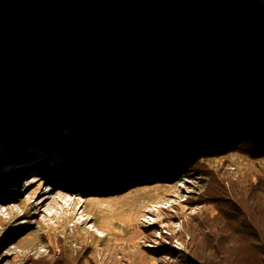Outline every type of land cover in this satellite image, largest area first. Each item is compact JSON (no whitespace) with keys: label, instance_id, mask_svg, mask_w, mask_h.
Listing matches in <instances>:
<instances>
[{"label":"trees","instance_id":"1","mask_svg":"<svg viewBox=\"0 0 264 264\" xmlns=\"http://www.w3.org/2000/svg\"><path fill=\"white\" fill-rule=\"evenodd\" d=\"M249 144L264 158V0H0L7 155L63 149L70 178L94 154L95 193L201 174ZM220 182L195 263L264 264V178Z\"/></svg>","mask_w":264,"mask_h":264},{"label":"rangeland","instance_id":"2","mask_svg":"<svg viewBox=\"0 0 264 264\" xmlns=\"http://www.w3.org/2000/svg\"><path fill=\"white\" fill-rule=\"evenodd\" d=\"M249 145L206 160L201 174L95 193L84 186L85 174L94 180V154L65 178L62 165L74 158L63 149L26 146L7 155L0 147V264H196L215 232L200 223L218 214L214 185L221 179L237 192L232 184L264 178V158Z\"/></svg>","mask_w":264,"mask_h":264},{"label":"bare ground","instance_id":"3","mask_svg":"<svg viewBox=\"0 0 264 264\" xmlns=\"http://www.w3.org/2000/svg\"><path fill=\"white\" fill-rule=\"evenodd\" d=\"M33 154H34V153H33ZM33 154H32V153H30V154H23L22 157H20V160H21V161H24V162H27V161H29L31 158L34 157ZM1 156H2V153L0 152V157H1ZM50 157H51V156H50ZM50 157L45 158V159H49ZM4 159H5V158H4ZM15 162H16V159H15ZM36 164H37V163L29 164V165L27 166L26 170H27V171L33 170ZM5 166H6V165H5Z\"/></svg>","mask_w":264,"mask_h":264}]
</instances>
